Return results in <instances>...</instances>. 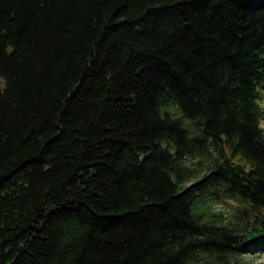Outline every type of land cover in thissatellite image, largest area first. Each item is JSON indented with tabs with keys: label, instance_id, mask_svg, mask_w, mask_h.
Wrapping results in <instances>:
<instances>
[{
	"label": "trees",
	"instance_id": "trees-1",
	"mask_svg": "<svg viewBox=\"0 0 264 264\" xmlns=\"http://www.w3.org/2000/svg\"><path fill=\"white\" fill-rule=\"evenodd\" d=\"M263 120L264 0H0V264H256Z\"/></svg>",
	"mask_w": 264,
	"mask_h": 264
},
{
	"label": "rangeland",
	"instance_id": "rangeland-1",
	"mask_svg": "<svg viewBox=\"0 0 264 264\" xmlns=\"http://www.w3.org/2000/svg\"><path fill=\"white\" fill-rule=\"evenodd\" d=\"M254 1H257V0H254ZM261 126L264 129V120L262 121ZM231 206H233V202L232 201H229V202L226 201V202L218 203L216 205V208L219 211L227 213V212H229V210H231V208H232ZM248 257H253L255 259L256 264H264V251L259 252L254 256H247V258Z\"/></svg>",
	"mask_w": 264,
	"mask_h": 264
},
{
	"label": "water",
	"instance_id": "water-1",
	"mask_svg": "<svg viewBox=\"0 0 264 264\" xmlns=\"http://www.w3.org/2000/svg\"><path fill=\"white\" fill-rule=\"evenodd\" d=\"M255 236H256V234H255V233H250V234H248V241H249V242H252V241H254V239H255Z\"/></svg>",
	"mask_w": 264,
	"mask_h": 264
}]
</instances>
